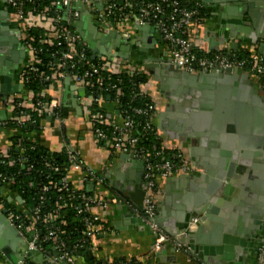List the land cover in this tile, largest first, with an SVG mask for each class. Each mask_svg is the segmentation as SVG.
<instances>
[{
  "label": "crops",
  "instance_id": "crops-1",
  "mask_svg": "<svg viewBox=\"0 0 264 264\" xmlns=\"http://www.w3.org/2000/svg\"><path fill=\"white\" fill-rule=\"evenodd\" d=\"M182 1L186 4L198 2L207 9L204 18L194 25L188 34L193 43L202 45L207 50L226 45L229 50L236 48L258 53L260 43L264 42V39H261L264 37V0ZM7 8L9 7L6 1L0 0L1 18L9 21L10 27L14 28L9 35L12 38L8 41L13 45L9 48L13 77L10 90L5 95L9 98L24 99L29 106L28 101L32 95L20 84L19 74L21 69L28 65L30 55L24 48V29L15 20L12 11H6ZM77 26L76 31L91 52L93 48L103 51L106 56L120 58L125 64L141 72L143 81L140 88L155 103L156 111L152 117V125L157 137L168 149L183 151L194 166V170L188 174L156 178V188L153 190L154 217L158 223L163 226H176L177 214L181 212L179 207L199 197L200 192L204 191V185L208 186L209 180L215 178L213 174L221 161L235 164L230 179L239 181L242 173L238 175L236 171L237 162L242 158L249 162L250 171L254 170L256 174L246 173L243 184L231 185L227 199L219 197L222 203L226 204L217 207L218 216L231 220L234 226L243 221V218L248 219L261 198L256 183L264 170L258 167L263 163L264 152L262 155H256L254 148L242 146V140L238 138V127H233L230 132H226L224 126L219 127L226 118H232L235 126L239 125L241 130L242 127L245 128L244 135L247 138L249 130L264 125V90L260 87L258 78L239 70L233 77L225 78L226 80H198L192 85L174 83L173 79L161 73L160 65L168 57L164 55L158 34L152 28L129 25L126 27L127 37L114 32L101 34L96 31L94 20L87 14L80 18ZM80 29L83 30L82 33ZM261 50L263 54H259L264 58V49ZM145 62L155 63L156 66L146 67ZM1 80L2 76L0 82ZM186 90L197 93L194 99L196 106L191 110L185 106L186 100L188 101ZM0 94L2 95L1 92ZM43 94L46 99L58 101L61 120L57 122L44 114L36 119V129L28 132H22L18 127H1L0 150L7 149L15 138H26L54 153H59L66 142L78 153L85 170L88 169L102 177L103 183L99 189L114 198V202L108 209L100 212L103 227L106 229L91 240L90 249L95 259L110 261L116 258H134L140 264H203L170 237L156 248L154 237L142 220L139 218L135 224H131L130 218L133 216H124L126 208L117 192L119 190L124 194L125 189L136 178L142 181V163L127 154L105 148L95 138L88 118L90 99L85 90L66 78L53 81ZM100 105L108 114L114 111V105L108 101H103ZM205 106L208 108L204 109ZM0 109L6 111L7 117L10 116L11 108L0 104ZM204 123H207V128L203 126ZM233 152L237 153L235 161L231 159ZM225 172L227 173L226 169ZM83 175L81 169L70 170L68 180L74 188L84 187L88 191L92 190L95 185L91 181L83 183ZM6 195L10 196L9 190ZM195 227L192 226L191 230ZM206 232V228L202 230V233ZM0 237L3 239L4 235L0 234ZM4 241L9 245L7 238ZM19 250L20 246L14 254L19 255ZM39 251L42 252L43 259L38 264L57 260L56 251L51 246ZM232 257L223 264H261L258 251L246 259L237 253H233ZM0 261L7 263L1 252ZM207 264L219 262L210 259Z\"/></svg>",
  "mask_w": 264,
  "mask_h": 264
},
{
  "label": "built area",
  "instance_id": "built-area-1",
  "mask_svg": "<svg viewBox=\"0 0 264 264\" xmlns=\"http://www.w3.org/2000/svg\"><path fill=\"white\" fill-rule=\"evenodd\" d=\"M5 1L15 20L24 29V48L30 55L28 65L20 71V84L28 90L25 87L27 81L24 77L25 71L40 69L42 64L38 54L41 53L42 46L52 49L49 54L54 64L51 65L47 62L50 70H48V75H44L42 78L47 83V87L55 80L66 78L82 87L90 99L88 118L95 138L105 148L113 152L127 154L142 163L141 186L145 188L142 219L154 237L156 248L159 247L161 242L166 241V237L152 220L155 207L153 190L156 188V178L188 174L194 170V166L183 151L168 149L157 137L152 125V117L156 108L151 98H147L148 101L140 106H129L128 110L118 111L116 109L121 95L119 88L122 80L117 78L114 82H104V76L125 74L131 81L133 77L141 75V72L135 67L125 64L120 58L106 56L103 51L93 57V51H90L87 43L76 31L77 23L80 22L83 15L87 14L94 20L98 33L114 32L120 33L124 37L128 36L126 27L129 25L148 26L158 34L159 44L163 48L164 55L174 66L182 70H192L193 67L196 70L234 68L257 77L263 90L264 58L254 50L248 51L249 54L245 57H240L235 50H229L226 45L214 50H207L204 46L193 43L188 38V34L191 28L199 23L206 14V12L201 13L200 9L204 6L198 2L186 4L182 0H49L48 4L41 5L42 0ZM28 26H38L44 30L36 47L29 42L33 38L27 36ZM134 88L135 86H132V89ZM45 89L41 92L42 98L34 97V94L28 90L32 95L28 101L29 106L26 105L24 99L9 98L1 94L0 104L11 108V113L14 107H27L35 111V116L21 111V116L15 118L14 123L17 127L37 126L36 119L44 114L58 122L61 120L59 103L56 99H46L43 94ZM110 93L115 95V99L108 101V98L107 101L114 105V111L108 114L100 103L106 101L104 95L108 94L109 96ZM133 93V98L148 96L142 89ZM93 106H97V109ZM11 113L10 116H6L5 120H0V128L9 123ZM61 151L65 154L66 164L58 191L68 193L77 217L80 218V213L84 214L81 219L86 230V238L94 237V235L105 231L98 224L101 221L100 212L108 209L114 202V198L100 191L99 186L103 183L102 177L88 169V171L85 170V167L80 163L78 153L70 148V145L66 142L63 143ZM0 157L5 159L6 165L24 161L23 158L10 159L7 149L0 150ZM46 166L50 171L59 173L62 168L55 163H49ZM80 169L84 172L82 182L91 181L95 185L92 190L88 191L84 187L77 189L70 184L68 172ZM4 183L8 185L7 190H9L10 196H4L0 190V209H6L5 217L17 230L18 235L27 241L29 249L41 250L43 249L42 242H50L48 246L56 251L58 262L85 264L80 255L74 254L77 244H74L70 250L64 241L58 239L59 228L50 224L58 217L57 212L54 211L41 218L39 206L32 210H25L23 201L19 203L16 199L17 196L13 195L9 189V184H14V176L0 173V186ZM40 190L46 192L48 186L41 185ZM65 205L66 203H64ZM39 222L44 223L46 230L44 234L35 225ZM257 251L262 264L264 262V246H260ZM111 263V261H103L100 264ZM0 264L9 263L0 261ZM15 264L38 263L23 260Z\"/></svg>",
  "mask_w": 264,
  "mask_h": 264
},
{
  "label": "water",
  "instance_id": "water-1",
  "mask_svg": "<svg viewBox=\"0 0 264 264\" xmlns=\"http://www.w3.org/2000/svg\"><path fill=\"white\" fill-rule=\"evenodd\" d=\"M7 10L11 12V9L9 8H7L6 11ZM13 29L14 28L10 27V22L5 19L3 20L0 15V76H2L0 92L3 96H6L5 93L10 90L13 77V67L9 62V48L13 47V45L8 43L12 38L9 35L13 32ZM80 31L81 33L83 32L82 29H80ZM261 39L263 40L264 37ZM261 48L264 49V42L260 43L258 51V53L262 55L263 51ZM233 49L236 50V48ZM101 53L103 52L97 51L93 48V57ZM145 66L152 67L156 66V64L145 62ZM160 66L162 68L161 73L164 76L173 79L174 83L182 82L189 85L197 83L198 80L208 82L221 80L222 78L229 79L237 73V70L234 68L226 70L211 69L196 71V68L193 67L192 70H182L174 66L169 59L164 60ZM190 71H193L194 73L191 74ZM82 90L84 89L82 88ZM185 93L187 94L186 99H188V101L186 100L185 106L191 110L196 106L197 102L194 99L197 97V93L193 90H186ZM108 98L109 97H107V99ZM203 108H208V106ZM6 118V111L0 109V120H5ZM203 126L206 128L208 127L207 123H204ZM223 126L226 132L232 131L233 127H238L237 132L239 134V140H242L241 145L254 148L256 150L254 151V154L262 155L264 152V125L255 130H249L247 138L244 135L245 128L242 127L241 130L239 125L235 126L232 118H226L219 128H222ZM236 154V152H233L231 155V159L234 161L237 157ZM262 162L263 163L258 167L264 169V159ZM249 165V162H246L243 158L238 160L236 171H238V175L242 173V177L239 181L234 182L230 178L233 175L231 172L234 170L235 164L233 162L228 164L225 161H221L213 174L215 178L209 180L208 186L204 185V191L200 192L199 197H197L195 201L189 200L183 206L179 207L181 212L177 214L178 222L176 223V226H163L158 223L155 217L152 219L154 224L162 231L166 238H172L177 245L181 246L191 255H194L203 264H207V261L210 259L218 261L219 264H223L225 261H230L233 258V253L242 255L245 259L250 254L257 253L258 248L262 245L264 246V170L263 173L258 176V181L256 183V186L260 189L259 192L261 198L259 199L256 208L252 209L248 219L243 218V221L238 222L237 226H234L231 220L228 221L224 217L221 218V216H218L219 210L217 207V205L226 204L222 203L219 197L227 199L226 196L230 193L231 185L237 184V186H239L243 184L246 173H249L250 175L253 173L256 174L254 170L250 171ZM225 169L227 170V173L225 172ZM144 193L145 188L141 186V181L138 178L132 181L130 186L125 189L124 194L119 190L117 192L122 199V205L126 208L124 216H133L130 218L131 224H135L139 218L143 222L142 216L144 211L142 201ZM16 196L18 202L21 203L22 200L20 196ZM5 213V208L0 209V234L4 235L3 239L0 237V252L2 256L9 264H15L18 261H23L25 259L30 262L39 263L43 259L42 252L28 248L27 241L18 235L17 230L5 217ZM194 220L195 222H193ZM192 226H196L195 229L191 230ZM205 228L207 230L206 234L202 233V230ZM5 238L9 240V245L5 244ZM18 246H20L19 255H15L14 251H16ZM48 264L66 263L58 262L57 260H49Z\"/></svg>",
  "mask_w": 264,
  "mask_h": 264
},
{
  "label": "trees",
  "instance_id": "trees-1",
  "mask_svg": "<svg viewBox=\"0 0 264 264\" xmlns=\"http://www.w3.org/2000/svg\"><path fill=\"white\" fill-rule=\"evenodd\" d=\"M48 2L49 0H42L40 4L45 5L48 4ZM200 11L203 14V12H206L207 9L204 7L201 8ZM43 33L44 30L42 27H27L28 38H33L29 41L32 46L36 47L38 45L39 39L43 36ZM51 50L52 49L50 48L42 46V51L38 54L42 64L40 69L37 71H25L24 73V77L27 80L25 87L31 93H33L34 97L36 98H42L41 92L43 89L47 88V83L44 82L42 78L44 75H48V70H50L47 62H49L51 65L54 64L52 62V57L49 54ZM236 53L240 57H245L249 54L247 51L242 50H236ZM104 77V82H114L117 78L122 80L119 88L121 95L119 96V102L116 106L118 111L123 109L128 110L129 106H140L147 102L150 98L148 96L132 97V94H134L133 92H137V90L141 89L140 84L143 81V77L141 75L133 77L131 81L125 74H110ZM132 86H135V88L132 89ZM107 97H109L108 101L115 99V95L113 93H110L109 96L108 94L104 95V100L107 101ZM94 107L97 109V106H93V108ZM21 111L28 115L31 114L32 116H35V111H32L27 107H14L11 117L9 118V123L5 127H17L14 122L15 118L21 116ZM36 127L37 126L35 125H23L18 128L22 132H28L36 129ZM19 139L20 141L18 142ZM7 151L10 159H24L22 163L16 162L13 165H6L5 159L0 157V173L14 176V184H9V189L13 192V195L16 194L20 196L23 201V205L25 206V210H32L36 206H39V215L41 218H44V216L53 213L54 211L57 212L58 217L51 221L50 224H53L59 228L58 239L60 241H64L67 245V248L71 250V247L74 244H77L78 246L75 249L74 254L80 255L85 264H100L103 261H108H98L92 255L90 247L93 236L91 238H86V230L81 219L84 214L80 213V218L77 217L75 215V209H73L72 201L69 199L68 193L64 191H58V188L60 187V179L65 172L66 157L64 152H49L38 143L28 141L26 138L13 139L12 144L9 146V148H7ZM49 163H55L60 168L62 167L60 173L50 171L46 166V164ZM29 166L30 169L27 170ZM41 185H47L48 190L46 192H42L40 190ZM64 203H66L65 206ZM98 224L101 226L102 230L106 229L103 227L102 221H99ZM35 225L39 228L42 234L46 232L43 222L36 223ZM99 234L94 235V237L98 236ZM48 244H50V242H42L41 246L43 249H45ZM110 261L112 262L111 264H140V262L134 258H116Z\"/></svg>",
  "mask_w": 264,
  "mask_h": 264
},
{
  "label": "rangeland",
  "instance_id": "rangeland-1",
  "mask_svg": "<svg viewBox=\"0 0 264 264\" xmlns=\"http://www.w3.org/2000/svg\"><path fill=\"white\" fill-rule=\"evenodd\" d=\"M8 185L6 183H4L2 186H0V190L3 192V195H6Z\"/></svg>",
  "mask_w": 264,
  "mask_h": 264
}]
</instances>
